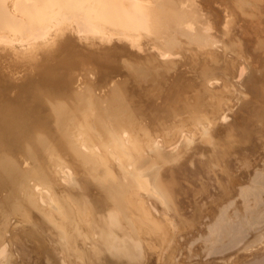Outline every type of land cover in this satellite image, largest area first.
<instances>
[{
  "label": "bare ground",
  "instance_id": "1",
  "mask_svg": "<svg viewBox=\"0 0 264 264\" xmlns=\"http://www.w3.org/2000/svg\"><path fill=\"white\" fill-rule=\"evenodd\" d=\"M202 1L0 0V264H264V0Z\"/></svg>",
  "mask_w": 264,
  "mask_h": 264
},
{
  "label": "rangeland",
  "instance_id": "2",
  "mask_svg": "<svg viewBox=\"0 0 264 264\" xmlns=\"http://www.w3.org/2000/svg\"><path fill=\"white\" fill-rule=\"evenodd\" d=\"M196 1H200V2H201V0H196ZM203 1H204V0H203ZM203 1H202L203 4L198 2V4H199V5H202L203 8H205V7H207V6L209 7V3H210V2H212L213 4L216 3V4H218V6L221 4L220 2H222L221 0H220V2H219L218 0H210V2H209V0H205L204 2H203ZM207 1H208V3H206ZM224 1H225V0H224ZM218 2H219V3H218ZM212 3L210 4V7H209V8L207 7L206 9H202L203 12H204L205 14H207L206 12H209V16H206L203 12H202V13H203V16H204L205 19H207V20L209 19V20H208V21L210 22L209 25H210L211 28H213V29L210 28V31L212 30L211 32L214 34V36L217 35L215 32L219 33V35H220L219 37H214V39H218V38H219L218 40H221L220 37H222V39H223L222 42H224V40L227 42V40H228V42L230 41L231 43H232V41H234L235 39L237 40L236 37L233 38V40L230 39V38H229L230 36H228V35H229L230 33L233 34L234 32L237 31L236 29H237V27L239 28V24L241 23V21H242V23H241L242 26H240V28H239L240 31H239V29H238L239 32H241V28L245 29V30H243L244 32H246L247 29L249 30V29H252V28H254V30H255V24H254V26H253V22H254V21L251 20L252 22L250 23V20H245V21H244V20H240V19H238V21L240 20V21L238 22L237 20H235L236 18H234L233 15L231 16V13H230V12H229L230 14H228L227 11H229V9L226 7V5H225L223 2H222V3H223L225 6L223 5V6H224V7H223V6L220 5V7H222L223 9H221V8L218 7V6H217L218 8L215 7L216 4H215V6H213ZM204 4H207V6H205ZM203 5H204V6H203ZM211 6H212V7H215L216 9L212 8ZM224 8H225V9H224ZM226 8H227L228 10H227ZM200 9H201V6H200ZM207 9H208V10H207ZM210 9H213V11H214V15H215V16H214V15L211 16V15H212L211 12H213V11L210 10ZM219 9L221 10V11H219V13L221 12L220 14L216 12V11L219 10ZM202 10H201V11H202ZM215 10H216V11H215ZM223 10H224V11H223ZM222 11H223V13H222ZM225 12H226V13H225ZM215 13H216V14H215ZM221 14H223V15L226 14V15L223 16V15H221ZM227 14H228L229 16H227ZM216 15H219V16L221 15V16L223 17V18H221V16H220V18L223 19V20H222V25H221V22H220V23H219V22H216V21H218V20H221L220 18L217 19L219 16H218L217 18H215ZM205 16H206V17H205ZM230 16L233 17L234 19H233V18L231 19ZM209 17H211V18L214 19V20L216 19V20L214 21V20H212V19L209 18ZM213 17H214V18H213ZM224 17H225V18L228 17L226 20H229V18H230V21H231V22H232V20H234V22L237 21L236 24L238 23V25H236V24L233 22V24L236 25V26H234L233 29H235L236 31L231 29V28L233 27L232 23H231L230 21H228V22L226 21L227 23H229V24L231 23L230 25H232V26H229V24H228V26H229V28H230V31H229V29H228V27H227V29H228V31H229V33H228V31L226 30L225 25L223 26V23L225 22V21H224V19H225ZM243 21H244V22L248 21V27L246 26L247 29L245 28V25L243 24ZM226 22H225V24H226V26H227V23H226ZM212 23H214V24L212 25ZM217 23H219V24H217ZM215 24H216V26H217V29H216V26L213 27ZM250 24H252L253 27H251V26L249 27ZM243 25H244V26H243ZM246 25H247V22H246ZM222 26H223L224 28H223ZM218 29L226 30L227 33H226L225 31H223V30H218ZM217 30H218V31H217ZM220 31H221V32H220ZM231 31H232V32H231ZM233 31H234V32H233ZM243 31H242V32H243ZM223 32L226 33L225 36L222 35V34H224ZM239 32H236V33H239ZM242 32H241L239 35H242V34H243V36L245 35V37H246V35H250V36H251V34H252V32H253V29H252V31L250 30V32H251L250 34H249V31H247V33H244V32L242 33ZM236 33H234L233 35H237V36H238V34H236ZM227 34H228V35H227ZM253 34H254V33H253ZM255 34H256V33H255ZM221 35H222V36H221ZM217 36H218V35H217ZM226 36H227V38H226ZM255 36H256V35H255ZM233 37H234V36H233ZM241 37H242V36H241ZM241 37H240V38H241ZM224 38H225V39H224ZM228 38H229L230 40H229ZM231 38H232V36H231ZM240 38H239V36H238V39H240ZM242 38H244V37H242ZM246 38H248V36H247ZM251 38H254V35H253L252 37H250L249 39H251ZM181 39H182V37H181ZM184 39H185V38H184ZM231 40H232V41H231ZM218 42H219L218 44H221V43H222L221 41H218ZM230 42H229V43H230ZM152 50H156V49H152ZM142 53H144V52H142ZM123 57L125 58L126 55H124ZM181 68H183L182 65H181ZM125 71H126V73L123 74L122 76L118 77L116 80H120V79L122 80V78L124 79V77L126 78V77L129 76L128 80H127V78H126V80H127L126 83H127V84H126L124 90L128 93L129 96H131L132 101H133L135 104H138L140 107H143V108L151 109V108H153V107H152L153 105L157 106V104L160 102V91L157 92V93L154 92V90H153L154 83H150V82H148V83L146 82V83H145V82L139 81L137 78H135V77H133L132 75L128 74V72H129L128 70H125ZM132 80H134V84H133V87L130 89V88H129V82L132 81ZM124 82H125V81H124ZM155 106H154V107H155ZM262 151H263V153H264V147H263ZM262 165H263V164H262ZM262 165H261L260 167H262ZM217 213H218V210H217V209H213V210L210 212V214H209V218H210V217H211V218L216 217Z\"/></svg>",
  "mask_w": 264,
  "mask_h": 264
}]
</instances>
